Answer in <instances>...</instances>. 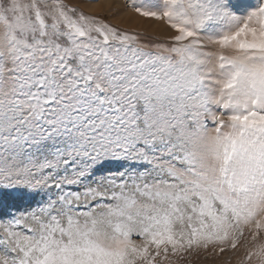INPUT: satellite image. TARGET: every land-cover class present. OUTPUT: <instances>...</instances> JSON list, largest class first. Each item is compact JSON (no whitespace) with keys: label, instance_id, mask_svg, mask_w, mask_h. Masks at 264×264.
<instances>
[{"label":"snow or ice","instance_id":"obj_1","mask_svg":"<svg viewBox=\"0 0 264 264\" xmlns=\"http://www.w3.org/2000/svg\"><path fill=\"white\" fill-rule=\"evenodd\" d=\"M160 2L133 4L178 33L150 51L65 0H0V190L42 195L0 220V264H163L264 227V0Z\"/></svg>","mask_w":264,"mask_h":264},{"label":"rangeland","instance_id":"obj_2","mask_svg":"<svg viewBox=\"0 0 264 264\" xmlns=\"http://www.w3.org/2000/svg\"><path fill=\"white\" fill-rule=\"evenodd\" d=\"M65 2L75 5L87 15L102 17L122 31L138 36L141 45L147 46L146 50L156 51L158 48L172 47L173 38L178 35L166 19L144 17L133 8L135 3L141 7L159 10L162 7L160 0H98V2L97 0H65ZM246 2L255 5L259 0H246ZM116 10L119 11V16L114 18L113 12ZM5 154L11 153L0 151V155ZM128 164V161H111L105 166L104 172L107 173L111 169L115 173L117 170H124L122 165ZM48 191L55 194L51 189ZM41 199L42 195H36L23 186L13 190H0V220H7L13 214L19 216L26 211L34 210ZM253 235L256 237L255 240ZM133 239L140 243L139 238L134 236ZM261 244H264V227L257 229L255 224H252L244 228L243 236L235 249L225 244L223 245L225 251L221 252V245L209 244L207 247H193L175 255L170 251L168 259L164 260L163 264H259L257 258L248 261L247 253Z\"/></svg>","mask_w":264,"mask_h":264}]
</instances>
